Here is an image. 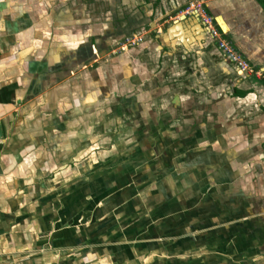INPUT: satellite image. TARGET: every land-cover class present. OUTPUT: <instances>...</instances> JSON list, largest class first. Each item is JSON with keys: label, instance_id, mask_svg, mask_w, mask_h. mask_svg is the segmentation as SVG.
I'll use <instances>...</instances> for the list:
<instances>
[{"label": "crops", "instance_id": "0c3cea01", "mask_svg": "<svg viewBox=\"0 0 264 264\" xmlns=\"http://www.w3.org/2000/svg\"><path fill=\"white\" fill-rule=\"evenodd\" d=\"M52 15L40 0H0V258L21 264V251L34 250L32 264H48L61 251L69 264H263L257 237L264 215V84L233 88L237 107L230 114L215 104L206 119L174 112L167 119L169 86L155 83L161 75L133 57L120 59L115 83L125 79L139 89L144 81L146 98L130 107L136 115L139 106L149 112L142 121L152 136L173 130L178 152L197 157L106 167L104 155L117 149H95L90 126L104 103L93 96L98 87L86 71L74 75L91 50L80 47L84 40L72 24L57 23L68 14ZM181 30L189 42L190 29ZM184 68L172 69L184 74ZM181 84L175 98L184 105L191 97ZM235 89L250 90L254 100L238 103L249 93L235 96ZM213 95L208 102L218 99ZM159 118L166 129L155 124ZM233 120L254 123L253 140L235 141L245 127ZM165 245L172 251L161 255Z\"/></svg>", "mask_w": 264, "mask_h": 264}, {"label": "rangeland", "instance_id": "374dc122", "mask_svg": "<svg viewBox=\"0 0 264 264\" xmlns=\"http://www.w3.org/2000/svg\"><path fill=\"white\" fill-rule=\"evenodd\" d=\"M40 1L49 5L54 14L61 19L64 18L65 14H68L66 21L58 20L57 23L67 22L72 24L74 26L72 28L74 30L73 35L84 40V44L80 47L91 50V57L74 67L76 68L74 75L75 77L79 76L78 70L86 71L90 85L98 87L93 92V96L104 103L101 107L103 114L100 120L98 118L93 119L94 122L92 121L93 123L90 126L91 134L96 136L93 142L95 149L112 151L114 146L117 149L116 155H112L111 152L104 155L107 158L104 162L106 167H114L118 163L123 168H134L135 165H143L146 161L156 164L162 161L170 162L174 160L176 163L182 157V160L187 158L193 160L197 157L193 152L192 154L191 152H178L177 142L180 138L173 137L175 135L173 130L163 134V132L158 133L156 129L154 136H152L151 129L146 126L147 123L142 121L143 113L148 112L145 111V107L139 106L137 115L135 110L130 107L131 100L135 101L136 97L146 98L144 81H142V86L138 84L139 89H129V80H121L124 85L119 80H116L115 83L113 68L114 65L120 62V59L124 64L129 63V59L133 57L134 64H141L143 70L144 68L148 71L154 70L155 76L161 75L159 76L160 79L155 80V83L158 87L169 86L171 113L164 116L167 119L172 116V112L176 115L199 113L206 119L210 114H215L211 106L215 104H218L221 109L230 114L231 106L236 105L235 107H237L230 94L233 88H252L257 83L264 84V68L261 64L251 62L244 55H241L249 63L248 68L241 71L221 47V43L233 46L235 36L230 31H223L217 20L210 21L206 17L201 4L207 0ZM65 7L68 13L63 12ZM181 14H185L187 17L180 20L179 16ZM175 19L179 21L175 28L176 33L181 28L190 29L189 42L185 41L188 36L184 41L176 36L173 40L160 37V34L165 33ZM186 42L189 43L188 46L183 45L184 43L187 44ZM181 51H186V55L182 54ZM236 51L239 53V50ZM174 66L185 67L184 71L186 70V73H176L177 71L172 69ZM183 82L188 85L182 89V92L185 91V95L191 97L187 101L188 103L184 105L182 102L178 104L175 98L178 89L184 87L181 84ZM215 93H217L218 99L215 102H213L215 99L212 100L213 103L211 102V104L208 101H211L210 99ZM225 95L229 97V103L224 102L223 96ZM254 97L253 93H249L244 98H238V103L243 101L252 102ZM108 98L109 100H107ZM122 102L126 104L121 105ZM131 109L134 111H131ZM135 119L140 121L137 125L134 124L133 120ZM229 120L231 122V117H229ZM155 124L163 125L166 129L169 123L159 118V121ZM233 124L240 126V128L242 125L245 127L243 129L245 130L244 134H239L235 141L238 139V141L253 140L250 137L251 134L248 133L254 123L249 124L246 120H233ZM130 126H133V128L131 129ZM167 139L171 140L172 148L167 146ZM152 149L153 153L147 152L148 150L152 151ZM169 157L170 161L168 160ZM132 168L124 169L123 172L132 173ZM164 248L161 253L156 248L152 252L163 255L172 251L171 248L168 249L167 245ZM22 252L21 264L34 263L33 259L36 257L34 250ZM77 253L81 254L82 252ZM65 254L67 253L61 251V253H58L57 258H54L48 264H69L70 262L67 260L70 259L66 256L62 257ZM174 257L176 256L174 255ZM79 262L78 264H99L95 259L89 263ZM0 264L18 263L13 258H9L7 261L0 258Z\"/></svg>", "mask_w": 264, "mask_h": 264}, {"label": "water", "instance_id": "95a60500", "mask_svg": "<svg viewBox=\"0 0 264 264\" xmlns=\"http://www.w3.org/2000/svg\"><path fill=\"white\" fill-rule=\"evenodd\" d=\"M218 5L205 4L217 20L223 31H230L235 36L234 45L239 53L244 55L249 61L256 62L264 66V10L256 0H218ZM187 16L180 15L179 19L184 20ZM226 26L223 28L221 21ZM179 24L175 19L173 24L160 37L173 39L175 36L182 41L185 40L182 30L175 32ZM262 25V26H261ZM0 127V137H1Z\"/></svg>", "mask_w": 264, "mask_h": 264}, {"label": "built area", "instance_id": "2783aa9c", "mask_svg": "<svg viewBox=\"0 0 264 264\" xmlns=\"http://www.w3.org/2000/svg\"><path fill=\"white\" fill-rule=\"evenodd\" d=\"M202 11L204 12L203 9ZM204 14L206 15L207 18H209L210 21L212 20V18L209 15H207L205 12ZM220 45L225 50V52L228 54V56L237 64L238 68H240L242 71L248 68V65H249L248 61L244 59L241 56V54L238 53L232 45H228L226 43H221Z\"/></svg>", "mask_w": 264, "mask_h": 264}, {"label": "flooded vegetation", "instance_id": "af4514ba", "mask_svg": "<svg viewBox=\"0 0 264 264\" xmlns=\"http://www.w3.org/2000/svg\"><path fill=\"white\" fill-rule=\"evenodd\" d=\"M258 2L261 4V6L263 7V9H264V0H258ZM201 8L204 10V12L206 11V7H205V2H202V4H201ZM181 15H183V14H181ZM212 20H214L213 18H212ZM240 71V70H239ZM242 71V70H241ZM237 89H235L234 90V94H235V91H236ZM243 92H244V95L243 96H240V97H244L247 93H249V92H251L250 90H243ZM261 149L263 150L262 151V154H263V161H264V141L262 142V146H261ZM259 221H261L262 222V225H261V227H263V228H260V233H259V236L257 237V238H259V242H260V246H262V248H263V253L261 254V256H262V259H263V261H264V215L262 216V218H261V220L259 219ZM262 264V263H261ZM263 264H264V262H263Z\"/></svg>", "mask_w": 264, "mask_h": 264}, {"label": "trees", "instance_id": "16d2710c", "mask_svg": "<svg viewBox=\"0 0 264 264\" xmlns=\"http://www.w3.org/2000/svg\"><path fill=\"white\" fill-rule=\"evenodd\" d=\"M256 2L258 3V5L261 7V8H263L262 6H261V4L258 2V0H256ZM214 5H216V4H214ZM217 6V5H216ZM205 7H206V11H205V13L207 14V15H209L211 18H213V15H212V13L210 12V10L207 8V6L205 5ZM264 10V9H263ZM262 26V25H261ZM263 28H264V24H263ZM233 47L236 49V50H238V48L234 45V43H233ZM235 96H243L244 95V92L243 91H241V90H236L235 91V94H234Z\"/></svg>", "mask_w": 264, "mask_h": 264}, {"label": "bare ground", "instance_id": "6f19581e", "mask_svg": "<svg viewBox=\"0 0 264 264\" xmlns=\"http://www.w3.org/2000/svg\"><path fill=\"white\" fill-rule=\"evenodd\" d=\"M221 21V20H220ZM222 24V23H221ZM224 28V27H223ZM224 29H226V28H224Z\"/></svg>", "mask_w": 264, "mask_h": 264}]
</instances>
